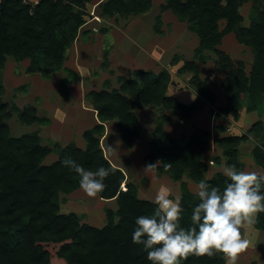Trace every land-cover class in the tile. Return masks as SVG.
I'll list each match as a JSON object with an SVG mask.
<instances>
[{
	"label": "trees",
	"instance_id": "1",
	"mask_svg": "<svg viewBox=\"0 0 264 264\" xmlns=\"http://www.w3.org/2000/svg\"><path fill=\"white\" fill-rule=\"evenodd\" d=\"M90 1L39 0L37 4H30L21 0H0V72L7 57L15 61L28 59L27 74L49 76L59 70L68 72L63 67L66 51L90 16L86 8ZM247 2H250V13L244 24L240 8ZM150 4L151 0H102L98 13L104 17H126L146 12ZM161 9L170 10L196 34L199 39L194 50L196 56L205 59L208 57L205 52H216L223 62L218 69L226 74L222 86L226 104L215 109L224 115L234 112L240 106L242 94H248L254 103L261 101L264 96V0H164ZM221 21L223 27H220ZM228 33L251 48L253 60L249 75H245L240 62L238 68H234L217 49ZM184 70L193 72L190 83L197 97L191 104H181L165 94L170 79L167 71L158 75L150 71L136 72L133 77L119 78L118 89L89 94L98 118L101 121L116 118L123 142L131 147L139 136L138 120L133 113L136 103L162 106L174 111L180 120H187L205 102L214 105L216 97L209 89V78L199 77L192 60L185 61L179 71ZM3 93L0 84V264H52L48 247L54 244L58 245L55 254L66 264H151L142 246L132 243V232L136 217L151 215L156 205L151 200L140 199L136 186L126 182L124 174L104 157L99 138L95 136L100 134L102 125L84 132L85 150L74 144H44L36 131L14 136L8 125L14 114L24 125L39 119L32 106L26 104L19 109L5 101ZM166 118L164 116L163 121ZM214 130L220 132L218 127ZM258 133L259 129L255 135ZM209 139V131L194 128L193 133L179 143L163 130L160 122L145 156L148 166L155 165L157 173L166 174L179 183L185 210L181 224L185 227L190 224L192 206L198 202L195 193L189 191L187 180L198 185L205 179L220 188L227 180L222 172L210 178L205 176L204 158ZM241 139L244 135L217 139L222 155L228 158L227 165L239 169L235 158ZM51 153H55L57 159L46 164L44 160ZM69 156L88 170L95 171L100 166L113 170L105 180V189L98 194L105 199H115L117 209H106V222L102 227L81 223L74 213L60 212V195L80 188L78 175L61 163ZM252 156L264 170V152L255 147ZM156 159L160 164H153ZM254 225L264 231V212L257 214ZM224 263L225 255L221 252L211 256L189 255L181 262Z\"/></svg>",
	"mask_w": 264,
	"mask_h": 264
},
{
	"label": "crops",
	"instance_id": "2",
	"mask_svg": "<svg viewBox=\"0 0 264 264\" xmlns=\"http://www.w3.org/2000/svg\"><path fill=\"white\" fill-rule=\"evenodd\" d=\"M100 1L102 0H95V1L91 0L87 4V6L95 4L99 12L98 4ZM163 3H164V0H162L160 3H158L157 0H151L150 7L146 12L135 14V15H128L126 17H122V16L104 17V16L99 15L98 12H94L92 14L89 13L90 16L87 18V22L83 26L89 25L91 23L100 24L103 21V24L101 26L102 28H100L99 35H101V32H102V34H104V36H106L108 41L109 42L111 41L110 43L112 44L111 54L108 55L106 51L103 52L102 60L100 61V66L93 67V70L91 71L90 76L95 70L101 71V65H103L102 68L104 69V71H106L108 75L109 74L113 75L114 72L116 73L115 75L117 76H115V79L113 80V82L115 81L114 83L115 86L110 87L108 86L109 84H104V87L101 88V84H100V88L96 89L93 86V84L98 83L99 80L92 79V82L89 83L90 79H88L87 76L80 75L81 74L80 69L73 70L68 67H65L66 69H68V72L64 70L55 71V73L53 72L52 76L50 75L49 78L43 77L39 74H27L25 71L29 64L28 59H24L22 61H15L13 60V58L7 57L6 62L0 72V84L4 88L3 99L5 101L14 103L19 109L23 108V106L26 104L32 106L34 108L36 117L39 119L37 122L32 123L31 125H24L18 122L20 126L22 125L24 127L29 128V130L25 133L36 131L41 136L44 144H49V145L59 144L61 146H67L68 144H74L76 147L82 150H85L87 147V143L84 139V132L87 130H92L95 126L101 124L102 130H100L99 135L95 134V136L99 138V146L103 151L104 157L109 161V163L113 167L118 168L124 174L126 182H131L133 185L136 186L137 196L140 199L151 200V201L154 199L157 190L162 185H165V182L169 184L168 179H170V181H173L168 175L157 173L155 165L148 166L147 163L145 162V156L149 152V145L152 139L154 138L155 128L157 124L162 122L163 130L167 132L170 136H172L175 140H177L179 143L182 142V139L189 137L193 133L194 128L207 130L210 132V139L208 143V146H209L210 142L212 141L213 131H210L209 128L202 126L204 125L203 122L206 121L207 119L202 120L201 116L202 114L207 115L208 113L210 117L212 108H221V107H224L226 104V98L223 94V91H222L223 97L221 98L220 96H218L217 92L214 90L213 88L214 86L211 85L212 84L211 80L209 84V89L216 97L214 105H211L210 103L205 102V104L201 108L194 110L187 120H180V118L176 116V113L174 111L167 110L163 108L162 106L160 107L154 106V105L144 106L140 102L136 103L133 109V113L136 115L137 120H138L139 136L131 147L125 145V143L123 142L121 132L118 129V120L116 118L105 120V121H101L98 118L97 110L94 108L89 94H91L92 92L101 91L103 89L108 90V91L111 89H118L121 85L119 78L127 79L129 77H133L136 72L150 71L153 74L158 75L159 73L163 71V69L162 68L160 69V67L158 71L154 69L155 67H158V66L151 60V57H153V53H152L153 48L149 46L150 45L153 46V42L151 41L150 36H147L148 40L150 39L149 40L150 44H148L147 41L142 39V37L140 36L143 25L148 24L149 20L155 17V20L157 18L158 22L160 20L162 22L163 15H164L163 13L165 14L167 12L172 13L170 10L161 9V4ZM157 8L159 9L158 13L155 14L154 16H149L150 13H152ZM96 18L99 19V21ZM175 19L176 21L178 20L177 18ZM141 25H142V28H141ZM161 29H162L161 27L160 29L154 28V31L155 33L161 34ZM186 29L190 33L194 34V37H195L194 40L196 43H195L193 50L191 51L190 58L187 59V57L183 56L184 60L181 63L180 67L178 68L177 73L179 75L188 74L190 75V77H192V74H193L192 71H189V70L179 71L181 67L184 65L185 61L192 60L197 66L199 77L201 79H204V78L210 79L209 76L202 77V73H201V67L203 65L202 59L199 56H196L194 54V50L195 48H197L199 44V39L195 33H193L187 28V24H186ZM87 31L88 30L84 28V30H80L78 32V36H77V39L79 38L78 43L85 44V41L82 40L81 35L86 34ZM154 36L159 37V39H163L161 37L162 35H154ZM77 39L74 42V44L76 43V45H77ZM132 39L135 41H131ZM158 42L160 43L161 40H158ZM110 43L109 45H111ZM79 50L80 52L82 51V49H79ZM79 50L77 47V51L71 52L72 55L74 54V58L77 59V62L82 61ZM128 52L134 56V59L131 62V64L127 65L124 62L125 60L124 56ZM209 54L210 52L209 53L205 52L206 56H209ZM171 63L177 64L178 60L177 61L171 60ZM151 64H153L154 68ZM165 69L167 70L170 76L169 70L167 68ZM121 70H126L127 72L125 74H122L120 73ZM61 71L65 72V75L60 77ZM107 74L105 75L106 77H108ZM72 76H74L73 77L75 78L74 80H70ZM63 79H67L66 82L62 83ZM110 79H113V77H111ZM170 79H171V76H170ZM170 79H169V83L167 85V90L165 94L167 96L173 97L181 104H184V105L191 104L197 97V93L194 90L192 85L191 87L193 90L191 89V87H188V85L191 84L190 81H189L190 84H187V86L183 88L176 86L177 89L174 90L172 89L173 84H171ZM57 82H58V89L63 84H66L65 85L66 92L65 91L59 92L58 89L53 90V85L55 83L57 84ZM107 82L108 81L106 80L104 81V83H107ZM54 91L56 92L58 91V94L60 95V97H58V95ZM6 92L9 93L8 98H6L7 97ZM25 98L27 100L23 102ZM17 101L19 103L20 101H22V104L20 105ZM55 101H61L62 105L65 106L64 110L60 111L61 110L60 109L57 112H55L54 111ZM154 111L157 114V116L154 115L155 117L151 115V113H153ZM52 112L54 115L52 114ZM141 116H143L144 118L153 117V120H151V122L149 121L152 127L148 128L150 129L148 136L147 135L145 136V134H143L142 132ZM164 116L167 117L165 121H163ZM10 120H18L17 115H13V117H11L8 121ZM175 121L181 122L182 125L189 124V132L177 134L175 132L170 131L168 127L172 125V123ZM149 123L146 122V125L149 126ZM216 134L219 135V132L216 131ZM226 135L228 134L223 133V134H220L219 137L226 136ZM221 155H222V152H221ZM50 156L56 157L54 160L53 158H51L52 159L51 162L57 159L56 154L51 153L45 158L44 162ZM214 157L216 156H212V159ZM49 163H46V164H49ZM153 164H156V165L160 164L159 159H156ZM252 165L254 166L253 167L254 172H257L258 174L264 173V170L262 169L260 165H258L255 162H253ZM241 170H244V169L241 168ZM139 180H142L140 181L141 184H139ZM142 183H145L144 186H146L145 188L146 191L145 189L143 190L139 188L140 185H142ZM178 187H179V184H178ZM142 192L145 195H147L146 198L142 197L141 195ZM83 194H86V193L81 188L75 189L71 193L65 195L67 197V202L64 204L65 205L70 204V201H73L81 205L80 211L84 212V210L89 206V204H91L92 201H95L101 207V213L104 214L103 217L101 216V221L103 218L105 220L106 209H110L112 211H115L117 209V204H116L115 199H105L103 197H100L99 194H97L95 197H89L86 194L85 198H83L84 196ZM173 196H176V195H173ZM62 205L63 204H61V206ZM72 212L74 211L65 212V214L72 213ZM89 224L92 226L95 225V224H91V222H89ZM248 228L247 230L248 231L250 230L249 235H250L251 241H252L251 235L253 233L259 232V231L264 232L263 230L255 227L254 224L250 226L249 229ZM261 244H262L261 248L263 249L264 241ZM250 263L251 261L248 264Z\"/></svg>",
	"mask_w": 264,
	"mask_h": 264
},
{
	"label": "rangeland",
	"instance_id": "3",
	"mask_svg": "<svg viewBox=\"0 0 264 264\" xmlns=\"http://www.w3.org/2000/svg\"><path fill=\"white\" fill-rule=\"evenodd\" d=\"M95 1V0H94ZM162 0H157L158 3H160ZM91 4V3H90ZM88 7V8H87ZM88 13L92 14L94 12H98L97 6L94 5H89L87 6ZM158 8L154 10L152 13H150L149 16H154L155 14L158 13ZM241 14L244 16V24H247L248 20L247 17L250 13V2L245 3L241 8H240ZM163 20L158 22L157 18L155 20V17L151 20L148 21V24L141 25V30L142 32L140 33V36L142 39L147 41L148 44H150L148 37L150 36L151 41L153 42V46L150 45L149 47H152L153 49V57H151V60L158 66L155 67L153 64V68L158 71L159 67L160 69L162 68L163 70L167 68L170 72V82L173 84L172 89L176 90V86L183 88L187 86V84H190L189 81L191 80L190 75L188 74H183L179 75L177 72L178 68L180 67L181 63L183 62V56L190 58L191 51L193 50L195 46V40H194V34L190 33L186 29V24L184 22H179L178 20L176 21V16L172 13H163ZM86 19V16H85ZM97 19V18H96ZM99 21V19H97ZM87 22V21H86ZM85 22V23H86ZM103 21L100 24H89L86 26H81L80 30L87 29V33L84 35H81L82 40L85 41L84 43H78L79 38L77 39V36L71 46L67 49L66 51V56L65 60L63 62V67H68L73 70L75 69H80L82 76H87L88 79H90L89 83L92 82V79H97L99 80L98 83H94L93 86L96 89L104 87V84H109L108 86L112 87L115 86L113 80L115 79L116 73L114 74H107L106 71L102 68L103 65H101V71L95 70L91 76L90 73L93 70V67L100 66V61L102 60V54L104 51L107 52V54H111L112 52V44L108 41L107 37L104 36V34L99 35L100 28H102ZM96 25V26H94ZM95 27V28H93ZM161 29V34L155 33L154 28ZM220 27H223V21L220 22ZM78 31V32H79ZM153 34V35H152ZM143 35V36H142ZM154 35H162L161 37L163 39H159V37H155ZM157 38V39H156ZM77 39V45L74 42ZM158 40H161L159 43ZM135 41V40H131ZM109 43L111 45H109ZM160 45V46H159ZM76 47V48H75ZM82 49L80 52L81 54V59L82 61H78L77 59L74 58V54L72 55V51H77ZM217 49L221 52H223L228 58L234 68H238V63H241V68L244 71L245 75H249L251 65H252V60H253V53L251 51V48L249 46H246L244 44L239 43L234 34H226L222 37L221 43L217 45ZM126 52V51H125ZM124 62L128 65L131 64V62L134 59V56L131 55L129 52L126 53L124 56ZM171 60L177 61V64L171 63ZM180 60V61H179ZM216 63H215V62ZM202 67H201V73L202 77L204 76H209L212 81V86H214V90L217 92L218 96L221 98L222 96V86L223 83L225 82L226 74L224 71L218 69L219 66L223 64V62L219 59V56L217 53H210L208 57L205 59H202ZM90 66V67H89ZM120 71V70H119ZM118 71V72H119ZM165 71H167L165 69ZM127 71L126 70H121L120 73L125 74ZM55 73V72H54ZM108 75L106 77L105 75ZM52 76V73L50 74ZM49 76H43L46 78H49ZM65 72L61 71L60 77L64 76ZM90 76V77H89ZM72 76L70 80H74ZM113 77V79H110ZM108 81L107 83H104V81ZM66 84H63L59 89H58V82L57 84L55 83L53 85V90L58 89L59 92H66ZM92 85V83H91ZM188 87H191V84L188 85ZM192 89V87H191ZM193 90V89H192ZM58 91H54L58 97L60 95L58 94ZM8 92H6V98H8ZM65 94V93H64ZM27 98V97H26ZM24 99L23 102L27 99ZM63 98V97H62ZM250 96L248 94H242L240 96V106L231 113H228L227 115H224L221 111L212 108L211 109V114L210 117L207 113V115L202 114V120L204 121V127L209 128L210 131H213L212 135V141L210 142V145L208 146V150L205 154L204 162L207 165V171L205 173L206 177H212L214 173L216 172H225L226 167H228V158L224 155H221V148L219 147V144L217 143V139L220 138V134H228V135H236V136H242L244 135V139H241V141L238 144V153L236 155V162L240 164V169L237 167V170H241L243 168L245 171H254V166L252 165L254 161V158L252 156V151L253 149L259 148L262 152H264V96L262 97L261 101L259 103H254L251 100H249ZM53 99V98H52ZM218 101V100H217ZM18 102V101H17ZM27 102V101H26ZM19 103V102H18ZM16 103V104H18ZM20 105L22 104V101L19 103ZM55 112L58 110L62 111L64 110L65 106L62 105L61 101H55ZM152 112V111H151ZM61 113V112H59ZM53 114V112H52ZM56 114V113H55ZM13 115V114H12ZM15 115V114H14ZM54 115V114H53ZM153 117L157 116L156 112L154 111L151 113ZM155 115V116H154ZM153 117L151 118H144L141 116V125H142V132L145 134V136L149 135L150 129L152 125H150L149 121L153 120ZM213 119V120H212ZM18 120H10L8 121L9 128L11 130V134L14 136H18L20 134H23L29 130V128L20 126L18 123ZM146 122L149 123V126L146 125ZM184 124V123H183ZM144 125V126H143ZM218 127L219 135L216 134V131L214 130L215 128ZM50 129V128H48ZM47 129V130H48ZM168 129L172 132H175L177 134L180 133H188L189 132V124H184L182 125L181 122H173L172 125L168 127ZM257 129H259L258 135H255ZM215 132V134H214ZM212 156H216V159L213 160ZM219 156V157H218ZM56 158L54 157H49L45 161V163H49ZM115 165V164H114ZM234 165V164H233ZM250 167V168H248ZM246 168V169H245ZM243 170V171H244ZM264 174V173H263ZM185 180V179H184ZM140 181L139 180V184ZM169 184L165 182L164 186H167L169 189H171V192L173 195H176L178 197L181 196L180 194V187H178V182L175 181H170L168 179ZM146 183V181H145ZM145 183H142L140 185V189H145L146 186ZM187 186L189 188V191L192 193H196L197 189V184L194 182H191L187 180ZM146 191V189H145ZM83 198H85L86 194H83ZM142 197H147L143 192L141 193ZM67 202V197L63 194L60 195V209L61 213L69 212V211H74L72 213L76 214L81 223H88L91 222V224H95L93 226L97 227H102V225L106 222V211H105V220L104 218L101 221V216L103 217L104 214L101 213V207L97 202L92 201L91 204L83 211L81 210V205L70 201V204H64ZM61 204H63L61 206ZM118 218V217H115ZM252 226V225H251ZM250 228L249 225H244L241 228V235L242 238L247 239L249 241L248 247L241 253L237 254L236 258V264H248L250 261V264H264V248L262 249V242L264 241L263 234L264 232L259 231L253 233L252 236V241L250 239V230L248 231L247 228ZM248 228V229H249ZM49 252L52 254L50 261L52 264H66V262L58 257L55 252L58 249V245H50L48 247ZM224 264H231V260L229 257L226 256Z\"/></svg>",
	"mask_w": 264,
	"mask_h": 264
},
{
	"label": "clouds",
	"instance_id": "4",
	"mask_svg": "<svg viewBox=\"0 0 264 264\" xmlns=\"http://www.w3.org/2000/svg\"><path fill=\"white\" fill-rule=\"evenodd\" d=\"M62 165L79 177L80 188L89 196L102 192L112 169L103 166L88 170L73 158L66 157ZM225 186H213L202 179L192 206L190 224H181L184 207L181 198L162 185L151 201L156 205L151 215L135 219L132 243L141 245L151 264H181L189 255H213L221 252L236 264L237 254L249 245L242 238L241 228L256 223L264 212V174L237 170L228 166Z\"/></svg>",
	"mask_w": 264,
	"mask_h": 264
},
{
	"label": "built area",
	"instance_id": "5",
	"mask_svg": "<svg viewBox=\"0 0 264 264\" xmlns=\"http://www.w3.org/2000/svg\"><path fill=\"white\" fill-rule=\"evenodd\" d=\"M23 3L37 4L39 0H21ZM55 1V0H53Z\"/></svg>",
	"mask_w": 264,
	"mask_h": 264
}]
</instances>
